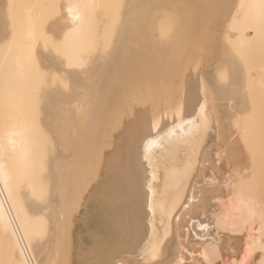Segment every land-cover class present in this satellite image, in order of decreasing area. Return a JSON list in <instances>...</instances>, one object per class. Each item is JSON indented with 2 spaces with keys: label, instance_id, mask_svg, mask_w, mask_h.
<instances>
[{
  "label": "bare ground",
  "instance_id": "obj_1",
  "mask_svg": "<svg viewBox=\"0 0 264 264\" xmlns=\"http://www.w3.org/2000/svg\"><path fill=\"white\" fill-rule=\"evenodd\" d=\"M223 3L191 0L180 12L175 3L174 11L167 2V11L155 7L157 20L168 11L167 21L175 20L167 59L159 44L143 41L140 53L123 59L102 54L57 64L69 90L59 94L55 129L51 106L42 108L46 138L37 159L27 129L0 135L1 263L71 264L80 223L92 242L78 255L80 264L264 263V139L222 140L210 96L218 98L219 70L232 78L238 71L224 39L245 43L264 27L250 12L240 16L243 0L235 10L236 0ZM254 3L264 19V0ZM74 7L63 9V32L82 22ZM120 49L113 46L111 54ZM155 117L161 121L151 124ZM2 148L16 156L22 168L16 176ZM251 174L260 202L241 190ZM244 214L241 236L225 238L220 231L232 233L234 218Z\"/></svg>",
  "mask_w": 264,
  "mask_h": 264
},
{
  "label": "rangeland",
  "instance_id": "obj_2",
  "mask_svg": "<svg viewBox=\"0 0 264 264\" xmlns=\"http://www.w3.org/2000/svg\"><path fill=\"white\" fill-rule=\"evenodd\" d=\"M190 1L177 0L179 3L177 4L175 0H171V4L169 0H0V28L2 29L0 30L2 31L0 32V135L3 130L14 126L27 129L28 136L36 143L34 153H36L37 159L42 147L38 143L39 141L41 143L45 137L46 117L42 108L47 103L51 106L52 119L48 120L51 122L52 128L55 129L57 118L54 114L60 104L59 94L69 90V85L60 75L57 64L70 66L80 63L81 59L102 54L123 59L131 51L140 53L142 43L146 41L153 43L155 47H158L159 44L163 48L160 55L167 59L166 52H168V47L175 36L174 29L176 27L175 24L173 25L175 20L170 18L169 11L167 12L170 16L168 21V15L163 16L165 13H162L163 19L160 18L162 20H157L159 11H156L160 9L156 8L166 10L170 4L173 7L176 4L178 6L176 8L179 6L183 8L178 10L180 12L187 8ZM253 1L258 2V0H243L241 8L240 3L238 4L236 0L234 10L240 7V13L250 12V17L254 18L253 21L260 22V25L258 24L260 28L262 25L264 27V19L258 17L259 13L256 14L258 10L262 11L263 7L259 3L257 4L260 6H256ZM166 2L168 7L165 8L163 5H166ZM223 2L224 0H220L221 4H224ZM229 3L231 4V2ZM70 5L76 7L74 8L82 16V22L76 27V30L63 32V28H66L63 9ZM259 7L261 8L259 9ZM218 8L224 9L226 6L218 5ZM172 10L174 11L173 8ZM157 22L160 24L159 26ZM170 23H172L173 31ZM229 31L232 32L230 28ZM263 31L261 28L258 39L248 40L245 43L228 38L223 41L222 38L221 47L229 53V57L238 70L234 78L228 75L227 69L225 70L227 73L224 69L219 70L216 73V81L220 84V89H216L218 98L216 96L215 101L214 94L210 95L213 97L211 103H216L212 110L216 116L220 114V118H216L215 126L216 132L222 140L230 136L245 140L264 139ZM28 33L31 34V38L28 37ZM117 45L121 49L111 54L114 52L112 51L113 46ZM129 47L137 49L133 50ZM195 69L194 82L199 77V72ZM191 76L192 74L189 79ZM230 82L231 85H229ZM187 84V81L183 82L182 86ZM169 87L171 86L169 85ZM208 88L210 91H214V88L212 89L210 86ZM84 92L89 94L88 91ZM48 97L53 100L48 101ZM230 99L232 101H229ZM193 105L192 103L190 107ZM160 121L155 117L150 122L157 124ZM2 151H4L3 160L6 161V164L8 163L7 168L16 176L22 171V168L16 165V156L14 157L10 151L4 150V148ZM38 167L39 165L36 164V168ZM239 173L237 172V174ZM21 181L22 188H27V180L22 179ZM250 181V186L239 189L250 198H258L260 202V196L263 193L258 189L256 179L252 178V174ZM23 190L21 189V191ZM37 199L40 202L41 196L38 195ZM205 216V220L210 223L208 215ZM246 218V214L240 218H234L230 228L232 233L223 231L220 233L225 238L240 237V230L246 225ZM78 226L71 264H80L78 255L86 253L92 244V242L89 243L91 239L86 236L88 233L83 228V224L79 226L80 228ZM80 229L85 230V233ZM80 236L84 237L83 240ZM86 244L90 245L86 246ZM5 255V245L0 243V264H4L1 262Z\"/></svg>",
  "mask_w": 264,
  "mask_h": 264
}]
</instances>
